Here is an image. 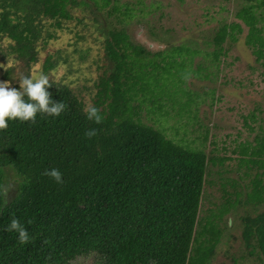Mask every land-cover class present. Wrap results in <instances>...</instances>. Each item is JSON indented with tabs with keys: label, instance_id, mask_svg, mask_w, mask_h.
<instances>
[{
	"label": "trees",
	"instance_id": "obj_1",
	"mask_svg": "<svg viewBox=\"0 0 264 264\" xmlns=\"http://www.w3.org/2000/svg\"><path fill=\"white\" fill-rule=\"evenodd\" d=\"M236 1V19L217 27L212 50L171 43L151 54L132 39L129 26L148 22L159 11L157 19H163L159 2L0 0V40L7 41L0 58L13 63L4 65L2 77L13 88L61 34L73 35L76 47L94 36L103 52L93 61L97 76L88 79L85 95L69 78L70 52L47 51L42 62L47 90L51 99L65 103V111L56 118L38 114L31 123L13 120L0 130V190L7 168L17 180L9 198L0 191V264H71L84 256H93L96 264H213L221 244L220 264H264V131L248 139L256 131V115L249 113L248 135L238 133L245 138L231 142L236 157L220 155L210 127L197 121L202 95L182 85L190 73L210 78L211 69L219 72L240 37L264 67V0ZM89 50H74L81 65ZM202 53L210 64L193 68ZM64 66L70 68L57 78ZM163 99L171 102L170 119L178 123L187 115V124L194 125L187 133L195 136L184 140L166 133L170 113ZM89 104L99 109L100 124L85 118ZM142 105L151 124L141 118ZM90 128L97 132L89 139L84 132ZM229 160L238 163L232 189L223 185V201L211 202L202 216L207 175L217 166L218 174L226 172ZM51 168L61 172L62 184L42 175ZM12 217L28 230L30 242L20 245L15 233L3 231ZM237 239L240 255L234 252Z\"/></svg>",
	"mask_w": 264,
	"mask_h": 264
},
{
	"label": "rangeland",
	"instance_id": "obj_2",
	"mask_svg": "<svg viewBox=\"0 0 264 264\" xmlns=\"http://www.w3.org/2000/svg\"><path fill=\"white\" fill-rule=\"evenodd\" d=\"M144 2L146 4L159 2L162 5L161 10L165 13V16L160 21L157 19L159 11L153 17H149L148 22H133L129 26V33L132 39L136 43L143 45L151 54L166 49L171 43L173 45H191L193 48L201 49L204 52L212 50L213 46L209 42L212 40L217 27L224 21L230 22L236 19L234 16V10L237 6L236 0H233V2L231 0H186L184 4L179 3L178 0H144ZM152 28L155 34L152 32ZM97 37L99 36L97 35ZM96 40L94 36L88 37V44L80 43L76 47L73 45V35L68 33L61 34L58 40L50 42L51 44L46 51L41 52V61L33 67L31 74L42 73V62L47 51L53 53L60 50L63 56L70 52V55H68L73 61L71 63L73 72L68 74L69 78L75 81L74 85L82 86L84 90L86 85L92 84V80L89 81L88 79L90 77L95 79L97 76L96 66L93 61L103 57L102 50L100 51L97 48L98 43ZM6 44L7 41L1 42L0 40L1 49H5ZM87 47L90 48L89 56L81 65L78 53L74 54V50L76 48L85 50ZM222 61L219 66V72L211 69L210 78H197L193 73H190L182 85L193 94L202 95L196 110L197 121L210 127L211 140L215 141L214 146L219 149V154L236 157L231 152L234 146V143L231 144V142L236 140V138L240 142L248 135L244 116H249L251 112L256 115V121L253 122L255 123L256 131L250 132L248 139L252 140L256 133L264 131V67L255 61V57L244 44V37H240L239 41ZM200 62H203L204 65L210 64L202 53L194 57L192 67L195 68ZM89 64H93L91 69L88 68ZM4 65L12 66L13 63L9 61L4 64L0 58V81L4 80L2 77ZM67 68L70 67H61L58 70L57 78L67 72ZM10 87H13L11 83ZM212 90H214V96L210 94ZM84 94L87 95L85 90ZM163 103L165 105L164 109L170 113V116L167 117L166 125L168 126L166 133L170 137L187 140L197 134L193 132L187 133L186 128L194 126L192 123L187 124V115H184L176 123L170 119L173 118L174 114L170 100L163 99ZM142 106L141 118L144 122L151 124L153 121L148 119L147 105ZM238 133H242L245 137H238ZM214 135H216L215 138ZM223 147L226 149L222 150ZM211 148L212 145L208 142L206 149L209 150ZM237 165L236 160H229L225 165L226 170L228 169L226 172L218 174L215 169L220 168V166H217L211 175H207L200 213L202 216L205 215L206 209L213 206L211 202L220 204L223 201L220 200V192L223 185L228 191L232 189L230 180L237 178ZM5 174L7 179L5 190H7V198H9L17 185V180L12 170L7 168ZM223 177H226L225 180L222 179ZM241 182L243 183L244 180ZM238 209L240 210L239 214H241L243 207L239 206ZM239 214L237 213L234 218H238ZM229 215L225 216V220L229 218ZM231 219L229 218V225H231ZM233 232L237 234L235 229H233ZM225 236L222 243L228 240V235ZM224 247L221 244L217 257L213 259V264H220L223 261L222 249ZM241 249V242L237 239L234 252L240 255ZM244 263L246 264L245 261ZM71 264L96 263L93 256H84Z\"/></svg>",
	"mask_w": 264,
	"mask_h": 264
},
{
	"label": "clouds",
	"instance_id": "obj_3",
	"mask_svg": "<svg viewBox=\"0 0 264 264\" xmlns=\"http://www.w3.org/2000/svg\"><path fill=\"white\" fill-rule=\"evenodd\" d=\"M185 78L186 75H185ZM18 80V88L10 87L11 80L0 81V130L8 127V122H35L37 115L44 117H58L65 111V103L54 101L47 90L50 81L47 75L29 74L21 76ZM85 118L94 124L102 122V115L99 109L91 104L85 108ZM97 130L90 128L85 130L84 136L92 138L96 135ZM42 175L49 177L57 184H62L61 172L56 168L45 169ZM4 194L7 190H0ZM3 231L12 232L16 235L18 244L24 245L30 242L31 237L24 225L15 217L4 226Z\"/></svg>",
	"mask_w": 264,
	"mask_h": 264
}]
</instances>
